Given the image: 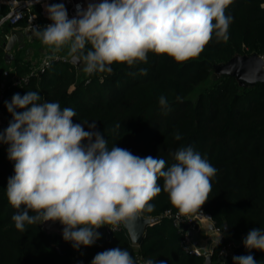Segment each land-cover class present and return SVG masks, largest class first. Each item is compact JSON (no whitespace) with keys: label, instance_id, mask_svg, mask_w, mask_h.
Masks as SVG:
<instances>
[{"label":"trees","instance_id":"obj_1","mask_svg":"<svg viewBox=\"0 0 264 264\" xmlns=\"http://www.w3.org/2000/svg\"><path fill=\"white\" fill-rule=\"evenodd\" d=\"M225 14L233 18L228 39H218L213 33L202 52L185 62L149 52L146 63H113L111 73L88 75L69 61H54L27 81L11 86L9 73H1L7 81L0 91V112L6 117L2 132L12 120L5 102H11L14 94L35 91L41 102L72 108L76 112L73 123L85 124V130L87 123L96 122L109 149L115 145L142 158H162L165 169L175 163L176 150L192 147L217 169L201 209L223 233L222 242H237L236 256L252 255L257 264H264V251L243 244L250 230H264V82L241 85L232 75L214 73V65L236 54L264 55V0H232ZM46 20L40 18L41 23ZM3 57L0 45V63ZM29 63L15 59L13 75L27 74ZM161 96L168 101L167 108L160 106ZM177 133L180 140L175 139ZM8 147L0 143V264H91L97 253L117 247L128 250L138 264L147 260L154 264L204 263L203 254L184 249L185 230L171 218L160 216L166 209L178 211L163 190L150 202L153 211L142 213L157 220L147 226L137 245L124 226L104 244L78 250L63 239V230L46 231L39 223L26 224L23 232L17 230L12 220L17 209L6 195L15 163L8 159ZM158 183L163 187V178ZM220 245L213 248L212 264H234L233 257L218 260Z\"/></svg>","mask_w":264,"mask_h":264},{"label":"clouds","instance_id":"obj_2","mask_svg":"<svg viewBox=\"0 0 264 264\" xmlns=\"http://www.w3.org/2000/svg\"><path fill=\"white\" fill-rule=\"evenodd\" d=\"M231 3L101 0L89 3L86 10L78 4L71 19L65 5L56 3L45 8L51 23L34 27L33 33L53 54L67 47L68 56L82 63V71L88 75L111 73L113 63H146L149 52L166 54L181 63L197 57L213 33L218 39H228L233 18L225 10ZM88 45L91 48L86 50ZM141 72L146 74L145 69ZM41 100L38 92L28 91L5 102L12 120L0 132V143L9 145L8 159L15 162L6 195L17 209L12 216L17 230L25 231L26 224L59 221L64 226L63 239L78 250L100 239L101 227L115 232L122 223L152 212L150 202L162 190L181 215L199 212L208 200L217 169L192 147L176 150L175 163L165 169L162 158H142L115 145L109 149L96 122L87 123L85 130V124L73 123L76 112L72 108L61 109L58 102ZM159 104L168 107L164 96ZM175 139L180 140L181 135L175 134ZM243 244L264 251V230L253 228ZM233 262L257 264L252 255L234 256ZM91 264L138 261L128 250L117 247L97 253Z\"/></svg>","mask_w":264,"mask_h":264},{"label":"built area","instance_id":"obj_3","mask_svg":"<svg viewBox=\"0 0 264 264\" xmlns=\"http://www.w3.org/2000/svg\"><path fill=\"white\" fill-rule=\"evenodd\" d=\"M5 1L9 6V11L5 15H2L0 17V22L7 21L11 25H16V23L27 17L29 19L28 25L30 26L31 29H34V27L36 26L41 27L42 25H47L51 23V21L48 19V14H47V20L45 22L40 23L38 21V14L32 11L31 8V6L35 3H46L48 6L56 3H63L66 7L68 17L69 19H71L76 16V12H77L76 6L78 4L81 6L82 10H86L89 3L101 2V0H5ZM54 61H69V57H66L58 53L53 54V52H45L38 62L29 63V72L27 74L20 76L12 75L9 78L8 85L10 86L17 85L21 82L27 81L30 75H35L39 72L44 71ZM6 84L7 81L3 79V75L0 73V91H3V89L6 87ZM160 216H167L171 218L173 220V223L180 228H183L182 227L183 225H187V228L184 229L185 233H184V238L182 240L184 249L187 252L196 255L203 254L205 246H203L202 248L198 247L197 243L192 245V238H193V232L196 231V229L199 227L201 222L207 221L209 224L214 225L208 213H205L202 209H200L199 212L196 213L181 215L178 213V211L172 212L171 210L166 209ZM121 227H123V223L120 225L119 228ZM212 231L216 232V234L218 235V238L214 240L213 244L211 242L212 253L214 246L217 245V241L220 238L219 244L221 245L219 246L217 251L218 260H222L227 257L236 256L234 249L237 247V242L232 240L222 242L224 239V235L221 231L218 230V228L215 227V225ZM189 232H191L192 234L190 235ZM111 233L112 231L110 230V228L108 226H105L100 236V239H98L95 243L104 244Z\"/></svg>","mask_w":264,"mask_h":264},{"label":"water","instance_id":"obj_4","mask_svg":"<svg viewBox=\"0 0 264 264\" xmlns=\"http://www.w3.org/2000/svg\"><path fill=\"white\" fill-rule=\"evenodd\" d=\"M24 37L28 38V33L24 32ZM2 43L1 45L5 48L6 54L8 55L13 46L18 43V45L22 46L20 43V38L16 35L15 31H10L8 34L1 37ZM5 54V55H6ZM69 62L74 64L77 69L80 71L83 67L82 63H75L71 57H69ZM214 73L219 76L221 74H228L234 76L241 85H252L258 81L264 82V55H259L256 53L252 54H236L228 61L223 63H218L214 65ZM5 115L0 112V132L4 127L5 123ZM157 220V217L144 216L140 215L136 220L131 222L123 223V226L127 230L128 236L133 244L137 245L140 243L141 239L144 236L145 230L148 225L153 224ZM59 221H50V224H56ZM62 225V224H61ZM63 225L60 227L62 231ZM183 229L187 228V225L182 226ZM46 228V227H45ZM214 225L210 224V229H213ZM46 231H54V229L46 228ZM191 235L192 233L189 232ZM214 235L212 234L211 240L204 247L203 255H204V263L203 264H212V248L211 242ZM196 244V243H195ZM76 264H78L76 262Z\"/></svg>","mask_w":264,"mask_h":264},{"label":"crops","instance_id":"obj_5","mask_svg":"<svg viewBox=\"0 0 264 264\" xmlns=\"http://www.w3.org/2000/svg\"><path fill=\"white\" fill-rule=\"evenodd\" d=\"M34 6H37L36 8L39 7L38 9L40 10L38 21L40 22V18L47 19V12L45 11V8L48 5L46 3H35L31 6L32 11H34ZM8 11L9 6L6 1L0 0V17L2 15H5ZM28 22L29 19L27 17L16 23V25H11L7 21L0 22V45L2 43L1 37L8 34L10 31H15L16 35L20 38L19 42L22 43V46L18 45V43L15 44L8 55L6 54L7 52L5 51V48L1 45L4 49V57L3 62L0 63V73H9V77H11L14 73L13 67L15 66V59H22L23 61H30L31 63H33L38 62L45 52H52L48 46L42 44V42L34 35L33 29L30 28ZM43 26L45 25H42L41 27ZM24 32L28 33V38L24 37ZM56 53L69 57L63 51H59ZM42 226L44 228H53L54 231L51 232H61L56 230H60V227L62 225L60 222L56 224H50V221H47L42 223ZM104 227L98 229L100 236L103 232ZM212 234L214 235V238L212 239L213 244L214 240L218 238V235L216 234V232L210 229V224L207 221L201 222L196 231L193 232L192 245L197 243L198 247L202 248L203 246H206L207 243L211 240Z\"/></svg>","mask_w":264,"mask_h":264},{"label":"rangeland","instance_id":"obj_6","mask_svg":"<svg viewBox=\"0 0 264 264\" xmlns=\"http://www.w3.org/2000/svg\"><path fill=\"white\" fill-rule=\"evenodd\" d=\"M61 51H63L65 54H67V53H68V48L65 47V48H63ZM67 55H68V54H67Z\"/></svg>","mask_w":264,"mask_h":264}]
</instances>
